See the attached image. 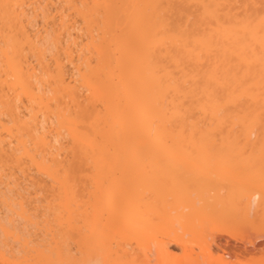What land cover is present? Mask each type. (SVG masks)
I'll use <instances>...</instances> for the list:
<instances>
[{
  "label": "bare ground",
  "instance_id": "bare-ground-1",
  "mask_svg": "<svg viewBox=\"0 0 264 264\" xmlns=\"http://www.w3.org/2000/svg\"><path fill=\"white\" fill-rule=\"evenodd\" d=\"M260 171L264 0H0V264H264Z\"/></svg>",
  "mask_w": 264,
  "mask_h": 264
},
{
  "label": "rangeland",
  "instance_id": "rangeland-1",
  "mask_svg": "<svg viewBox=\"0 0 264 264\" xmlns=\"http://www.w3.org/2000/svg\"><path fill=\"white\" fill-rule=\"evenodd\" d=\"M41 7H42V6H41ZM49 10H50V12H49ZM49 10H48V12H47L46 9L44 10V7H42V9L40 8V9H39V12L36 14L37 17H36V18H35V17H32V19L35 18V19H33V20H35V21L32 22V19H31V24L34 25V27H33V26H32V27L29 26L30 29H32V30H35V29L38 30V29H39V31H42V32H43V30H44V28H45V22H44V19H45L46 17L43 18L42 15H45V16H46V14H49V13L52 14V13H53L52 8H51V9L49 8ZM51 11H52V13H51ZM34 22H35V24H34ZM42 27H43V28H42ZM33 28H34V29H33ZM40 29H41V30H40ZM36 30H35V31H36ZM255 170L257 171V169H255ZM198 172H199V171H198ZM261 172H262V171H260V175H262V176H261V179H262V180H260V179H258V180L262 181V183H263V182H264V177H263L264 173H263V172L261 173ZM203 174H205V172H203V171H202V172L200 171L199 173H197V182H199L200 180H202L203 176H204V177L206 176V174H205V175H203ZM260 175H259L258 177H260ZM199 176H200V178H198ZM207 176H208V175H207ZM209 176H210L211 178L213 177V175H212V176L209 175ZM201 177H202V178H201ZM213 178H215V177H213ZM199 179H200V180H199ZM252 179H254V178H252ZM198 180H199V181H198ZM255 180H256V179H255ZM255 180H254V181H255ZM257 182H259V181H256V183H257ZM31 190H32V189H30L29 191L32 192ZM5 193L7 194V192L5 191V192L3 193V195H4ZM7 195H8V194H7ZM33 196H34V195H33ZM41 196H42V194H39V196H36V197H37V198H38V197L41 198ZM42 199H43V197H42ZM42 199H41V200H42ZM41 200H40V201H41ZM40 204H41V205H44V202L42 201V203H40ZM41 205H40V206H41ZM38 206H39V205H38ZM40 208H41V207H40ZM41 209H42V208H41ZM41 209H40V210H41ZM5 210H6V208H3V206L0 204V213L3 211V212H2V215H3V216H2L1 214H0V216H2L3 218L5 217V216H4V213H7V212H8V211H7V212H4ZM40 212H41V211H40ZM37 213H38V212H37ZM37 213H36V215L38 216L39 213H38V214H37ZM34 214H35V213H34ZM7 215H9V214H7ZM7 215H6V216H7ZM9 216H10V215H9ZM9 216H8V217H9ZM34 216H35V215H34ZM37 216H36V218H38ZM2 217H1V218H2ZM36 218H34V219H36ZM5 219L7 220V217H6ZM14 220H16V217H15ZM40 220H42L41 217H40ZM40 220H39V218L36 219V221H40ZM16 221L18 222L19 220H16ZM40 222H41V221H40ZM40 222H39V223H40ZM37 223H38V222H37ZM41 223H42V222H41ZM14 224L17 226V224H16L15 222H14ZM19 224H21V228H22V225H23V224H22L21 222H20V223L18 222V226H17V227H19L18 230H20V232L17 230L16 227H15V228H16V230L19 232V233H18V232H17V233H18L20 236L22 235V237H23V236L25 237V234L27 235V233H28L30 230L36 231V229H37V227H35V226H34V227L32 226L33 229H32V227H31V229H30V227L26 228L27 226H26V227L24 226V228H23L24 230H23V229L21 230ZM39 226H40V225H39ZM25 228H26V229H25ZM34 228H35V230H34ZM39 228H40V227H39ZM27 230H29V231H27ZM37 230H38V229H37ZM21 231H22V232H21ZM23 231H26L27 233L24 234ZM38 232H39V231H38ZM38 232H37V231H36V232H32V233L29 232L28 235L31 233L30 235H32V236L34 235V236L32 237V238H33V239H32L30 235H29V236L27 235L26 237H29L27 240H29V239L31 238V242H36V243H37V242H38V240L36 239L37 236H39V237L41 236L40 239H42V237H43V238H44L43 240H45L46 238H45L44 236H42V234H41L42 232L40 233L41 235H39ZM34 233H35V234H34ZM36 233H37V234H36ZM36 235H37V236H36ZM22 237H21V238H22ZM24 237H23V239H26V238H24ZM39 237H38V238H39ZM0 239H1V237H0ZM34 240H35V241H34ZM36 240H37V241H36ZM1 241H2V240H1ZM6 241H8V240H6ZM31 242H30V243H31ZM41 242L44 243L45 241H42V240L39 241V243H41ZM4 243H5V242H4ZM30 243H29V244H30ZM36 243H35V245L38 244V243H37V244H36ZM43 243H42V244H43ZM9 244H11V245H9ZM14 244L16 245V243H14V242H12V241H11V242H7L6 247H7V249H8V252H7L8 254H9V251H12V250L15 248V245H14ZM42 244L39 245V246L42 247L43 245H45V244H43V245H42ZM46 244H47V243H46ZM0 245H1V244H0ZM7 245H9V246H7ZM18 245H19V244H18ZM32 245H34V243H32L31 246H32ZM10 246H11V248H10ZM12 246H13V248H12ZM3 247L6 248L4 245H3ZM17 247H18V246L16 245V248H17ZM16 248L14 249V251H15L16 253H13V251H12V255H14V256H15V255L20 256V253H21V252H20L19 254L17 253V252L20 251V249H18L19 247H18L17 249H16ZM7 249H5V250H7ZM9 249H10V250H9ZM16 250H17V251H16ZM10 254H11V252H10Z\"/></svg>",
  "mask_w": 264,
  "mask_h": 264
}]
</instances>
